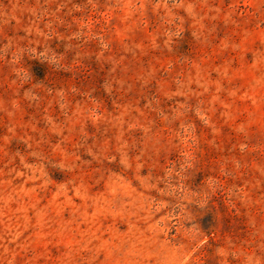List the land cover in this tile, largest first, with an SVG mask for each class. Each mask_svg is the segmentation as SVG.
<instances>
[{"label":"rangeland","instance_id":"obj_1","mask_svg":"<svg viewBox=\"0 0 264 264\" xmlns=\"http://www.w3.org/2000/svg\"><path fill=\"white\" fill-rule=\"evenodd\" d=\"M0 264H264V0H0Z\"/></svg>","mask_w":264,"mask_h":264}]
</instances>
